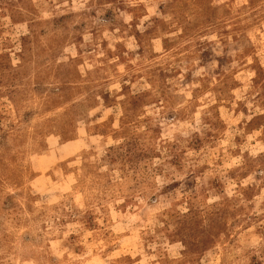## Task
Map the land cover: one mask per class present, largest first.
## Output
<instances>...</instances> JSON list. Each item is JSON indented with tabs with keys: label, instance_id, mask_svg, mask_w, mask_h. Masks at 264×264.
Instances as JSON below:
<instances>
[{
	"label": "rangeland",
	"instance_id": "374dc122",
	"mask_svg": "<svg viewBox=\"0 0 264 264\" xmlns=\"http://www.w3.org/2000/svg\"><path fill=\"white\" fill-rule=\"evenodd\" d=\"M0 264H264V0H0Z\"/></svg>",
	"mask_w": 264,
	"mask_h": 264
}]
</instances>
